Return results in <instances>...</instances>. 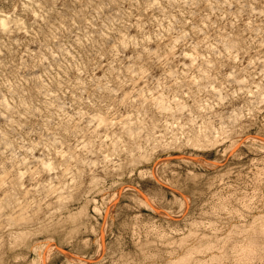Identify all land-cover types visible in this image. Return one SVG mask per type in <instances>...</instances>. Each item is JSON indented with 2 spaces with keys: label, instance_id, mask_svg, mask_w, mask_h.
Here are the masks:
<instances>
[{
  "label": "rangeland",
  "instance_id": "1",
  "mask_svg": "<svg viewBox=\"0 0 264 264\" xmlns=\"http://www.w3.org/2000/svg\"><path fill=\"white\" fill-rule=\"evenodd\" d=\"M0 264H264V0H0Z\"/></svg>",
  "mask_w": 264,
  "mask_h": 264
},
{
  "label": "bare ground",
  "instance_id": "2",
  "mask_svg": "<svg viewBox=\"0 0 264 264\" xmlns=\"http://www.w3.org/2000/svg\"><path fill=\"white\" fill-rule=\"evenodd\" d=\"M99 118H100V116H99ZM99 118H98V119H99ZM102 118H103V117H102ZM95 122H96V121H95Z\"/></svg>",
  "mask_w": 264,
  "mask_h": 264
}]
</instances>
